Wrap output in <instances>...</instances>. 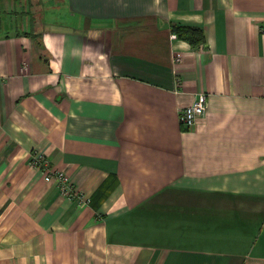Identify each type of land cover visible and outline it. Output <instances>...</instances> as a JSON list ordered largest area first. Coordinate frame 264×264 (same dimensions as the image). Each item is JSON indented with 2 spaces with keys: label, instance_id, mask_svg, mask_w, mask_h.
<instances>
[{
  "label": "crops",
  "instance_id": "crops-1",
  "mask_svg": "<svg viewBox=\"0 0 264 264\" xmlns=\"http://www.w3.org/2000/svg\"><path fill=\"white\" fill-rule=\"evenodd\" d=\"M45 1L0 0V264H264V0Z\"/></svg>",
  "mask_w": 264,
  "mask_h": 264
},
{
  "label": "built area",
  "instance_id": "built-area-1",
  "mask_svg": "<svg viewBox=\"0 0 264 264\" xmlns=\"http://www.w3.org/2000/svg\"><path fill=\"white\" fill-rule=\"evenodd\" d=\"M264 32V25L261 26ZM177 61L182 60V56H176ZM208 108V97L205 93H200L192 104L183 107L179 112L180 123L187 129L194 127L199 118L206 114ZM29 164L34 168L43 169L46 174V180L56 179L61 191L70 197H78L75 187L71 184L69 175L63 170L51 168L49 160L43 151H34L30 155Z\"/></svg>",
  "mask_w": 264,
  "mask_h": 264
},
{
  "label": "trees",
  "instance_id": "trees-1",
  "mask_svg": "<svg viewBox=\"0 0 264 264\" xmlns=\"http://www.w3.org/2000/svg\"><path fill=\"white\" fill-rule=\"evenodd\" d=\"M170 29L172 35L178 39L187 41L193 48H199L206 43L204 29L199 25H191L172 21L170 23ZM33 36L36 37V35Z\"/></svg>",
  "mask_w": 264,
  "mask_h": 264
},
{
  "label": "rangeland",
  "instance_id": "rangeland-1",
  "mask_svg": "<svg viewBox=\"0 0 264 264\" xmlns=\"http://www.w3.org/2000/svg\"><path fill=\"white\" fill-rule=\"evenodd\" d=\"M47 2H48V4L45 5L46 7H42V11H41V15H40V17L42 18V20L44 22L51 19L53 17V13L56 11H59V8H60V3H58V0H53V1L52 0H46L45 3H47ZM15 15L18 16L16 19V22H17V21L21 20L24 17V15L26 16L27 13H23V12H21V10H19V13L15 14Z\"/></svg>",
  "mask_w": 264,
  "mask_h": 264
}]
</instances>
